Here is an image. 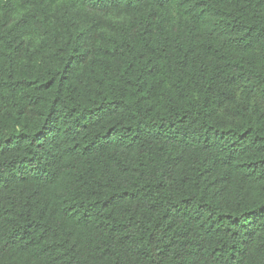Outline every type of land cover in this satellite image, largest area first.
Masks as SVG:
<instances>
[{
  "label": "trees",
  "instance_id": "trees-1",
  "mask_svg": "<svg viewBox=\"0 0 264 264\" xmlns=\"http://www.w3.org/2000/svg\"><path fill=\"white\" fill-rule=\"evenodd\" d=\"M0 264H264V0H0Z\"/></svg>",
  "mask_w": 264,
  "mask_h": 264
}]
</instances>
